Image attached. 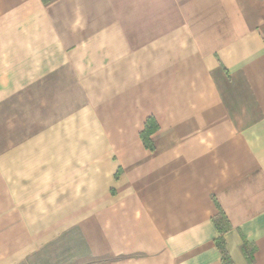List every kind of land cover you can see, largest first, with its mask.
Wrapping results in <instances>:
<instances>
[{"label": "crops", "instance_id": "0c3cea01", "mask_svg": "<svg viewBox=\"0 0 264 264\" xmlns=\"http://www.w3.org/2000/svg\"><path fill=\"white\" fill-rule=\"evenodd\" d=\"M58 262L264 264V0H0V264Z\"/></svg>", "mask_w": 264, "mask_h": 264}, {"label": "trees", "instance_id": "16d2710c", "mask_svg": "<svg viewBox=\"0 0 264 264\" xmlns=\"http://www.w3.org/2000/svg\"><path fill=\"white\" fill-rule=\"evenodd\" d=\"M158 130V125L153 117H148L144 123L142 131L139 133V138L142 141V144L145 149L152 151L153 145L151 141V136ZM213 204L217 210L216 215L212 218V223L214 224L219 235L226 233L229 230L228 222L218 206L215 200H212ZM216 245L221 255L225 257V252L223 249V243L221 238L216 240Z\"/></svg>", "mask_w": 264, "mask_h": 264}, {"label": "rangeland", "instance_id": "374dc122", "mask_svg": "<svg viewBox=\"0 0 264 264\" xmlns=\"http://www.w3.org/2000/svg\"><path fill=\"white\" fill-rule=\"evenodd\" d=\"M55 117V116H54ZM37 119V118H36ZM52 121V120H51ZM36 125V124H35ZM34 125V126H35ZM35 128H36V126H35ZM30 134L29 133H25V136L27 137V136H29ZM119 172V171H118ZM217 212V211H216ZM56 250H57V255H58V257H61L62 255H63V250H64V248H63V246L62 247H57L56 248ZM103 259V261H105V260H108L107 258H109V256H104V257H102ZM98 260V261H97ZM100 259H88V261L86 260V261H82V262H93V261H96V262H101V261H99ZM82 262H79V263H77V264H81ZM58 264H63V262H58Z\"/></svg>", "mask_w": 264, "mask_h": 264}]
</instances>
